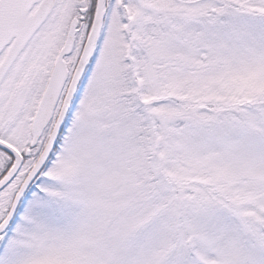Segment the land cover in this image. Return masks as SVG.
I'll use <instances>...</instances> for the list:
<instances>
[{
    "label": "snow or ice",
    "instance_id": "obj_1",
    "mask_svg": "<svg viewBox=\"0 0 264 264\" xmlns=\"http://www.w3.org/2000/svg\"><path fill=\"white\" fill-rule=\"evenodd\" d=\"M0 264H264V0H0Z\"/></svg>",
    "mask_w": 264,
    "mask_h": 264
}]
</instances>
